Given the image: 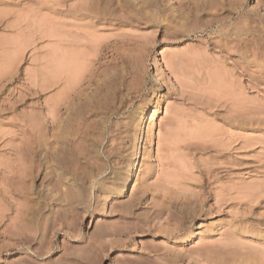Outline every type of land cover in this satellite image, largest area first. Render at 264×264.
<instances>
[{
	"label": "rangeland",
	"instance_id": "obj_1",
	"mask_svg": "<svg viewBox=\"0 0 264 264\" xmlns=\"http://www.w3.org/2000/svg\"><path fill=\"white\" fill-rule=\"evenodd\" d=\"M0 71V264H264V0H0Z\"/></svg>",
	"mask_w": 264,
	"mask_h": 264
},
{
	"label": "bare ground",
	"instance_id": "obj_2",
	"mask_svg": "<svg viewBox=\"0 0 264 264\" xmlns=\"http://www.w3.org/2000/svg\"><path fill=\"white\" fill-rule=\"evenodd\" d=\"M96 1H97V0H96ZM101 8H102V7H101ZM98 9H99V8H98ZM105 9H106V8H105ZM75 10H77V9H75ZM78 10H79V9H78ZM80 10H81V11H80ZM80 10H79V12H76V13H79L80 16H81V15L86 16V15H88L89 13H94V14L97 15L96 12L99 11V10L97 11L96 9H94V7L90 6L89 4H88V5L86 4V6L83 7L82 9L80 8ZM95 10H96V11H95ZM101 11H102V10H101ZM80 12H81V13H80ZM104 12H106V10H105ZM100 13H102V12H100ZM94 17H95V16H94ZM62 29H63V28H62ZM59 30H60V29H59ZM57 32L59 33V35H58L59 38H58V39H59V44H60V43L63 42L64 39H65V38L63 39V34H64V32H67V31L65 30L63 33H62V32H59V31H57ZM68 32H69V31H68ZM58 33H55L53 36H55V35L58 34ZM68 34H69V33H68ZM74 34H77V33H74ZM69 35H71V34H69ZM69 35H67V36H69ZM81 35H82V34H79V36H81ZM84 35H85V34H84ZM71 36H72V35H71ZM74 36H75V35H74ZM74 36H73V37H74ZM55 37H56V36H55ZM55 37H54V38H55ZM64 37H66V36H64ZM81 37H82V36H81ZM66 38H67V37H66ZM69 38H70V37H68L67 39H69ZM84 38H85V37L83 36V39H84ZM78 39H79V38H78ZM70 42H71V41H70ZM72 42H73V41H72ZM80 42H81V39H80ZM82 42H83V40H82ZM63 43H64V42H63ZM76 43H77V42H76ZM91 43H92V42H90V44H91ZM78 44H79V43H78ZM81 44H82V43H81ZM85 44H87V42H86ZM96 44H98V43H96ZM96 44H95V46H96ZM99 44H100V43H99ZM61 45H62V44H60V47H61ZM87 45H88V44H87ZM87 45H86V46H87ZM92 45H93V44H92ZM72 46H73V45H72ZM72 46H71V47H72ZM76 46L78 47V45H76ZM98 46H99V45H98ZM58 47H59V46H58ZM60 47H59V49H60ZM77 47H76V48H77ZM83 47H84V42H83ZM61 48H62V47H61ZM63 48H64V47H63ZM65 48H66V47H65ZM65 48H64L63 50H65ZM86 48H87V47H86ZM94 48H95V47H94ZM67 49H68V48H67ZM71 49H72V48H71ZM84 49H85V48H84ZM91 49H92V48H91ZM96 49H97V46H96ZM96 49H94L95 52H96ZM57 50H58V49H57ZM75 50H76V49H75ZM75 50H74V51H75ZM68 51H69V49H68ZM71 51H72V50H71ZM78 51H79V50H78ZM65 53H66V52H65ZM83 53H84V52H83ZM92 53H93V52H92ZM71 54H72V53L68 54V56L71 55ZM77 54H79V52H78ZM86 54H87V53H86ZM86 54H85V55H86ZM93 54H94V53H93ZM99 54H100V53H99ZM56 55H57V54H56ZM56 55H55V57H56ZM81 55H82V54H81ZM88 55H89V54H88ZM88 55H86V57H88ZM90 55H91V53H90ZM90 55H89V57H90ZM83 56H84V55H83ZM93 56H94V55H93ZM93 56H92V57H93ZM74 57H76V56H74ZM80 57L83 58L82 56H80ZM94 57H95V56H94ZM64 58H65V56L62 55V54H60V55L57 56L58 63H59V64H58V67H57V72H58V75H57V76H58V79H57V80H58V82L61 81L60 77L62 78V77H64V76H65V77L67 76L66 73H68V75L70 76L71 72H74V71H71V70H74V68H75V64H74L71 60H68L70 57H67V56H66V58H67V59L65 58V59H66V62H65V59H64ZM78 58H79V55H78ZM78 58H77V59H78ZM57 59H56V60H57ZM88 59H89V58H88ZM63 60H64V61H63ZM67 60H68V61H67ZM73 60H74V58H73ZM75 60H76V59H75ZM78 60L80 61V58H79ZM81 60H82V59H81ZM83 60H84V59H83ZM103 60H105V59H103ZM90 61H91V60H90ZM64 62H65L66 64H64ZM67 62H68V63L71 62V64L73 63V64H74V68L72 67L73 69H71V65L68 66L69 64L67 65ZM76 62H77V61H76ZM83 62H84V61H82V64H83ZM93 62H94V61H93ZM80 63H81V61H80ZM90 63H91V62H90ZM73 64H72V66H73ZM84 64H85V63H84ZM64 65H67L68 68H67V67H64ZM79 65L82 66L81 64H79ZM77 66H78V65H77ZM86 66H88V65H86ZM55 68H56V67H55ZM85 68H86V67H85ZM88 68H89V67H88ZM75 69L78 71L77 67H76ZM7 70H8V69H7ZM7 70H5V71H7ZM76 70H75V71H76ZM79 70H81V68H80ZM82 70H83V69H82ZM70 71H71V72H70ZM77 71H76V72H77ZM0 72H2V71H0ZM79 72H80V71H79ZM4 73H5V72H2V73H0V74L2 75V74H4ZM69 73H70V74H69ZM77 73H78V72H77ZM84 73H85V72H84ZM84 73H83V74H84ZM47 74H48V73H47ZM56 74H57V73H56ZM64 74H66V75H64ZM72 74H73V73H72ZM81 74H82V73H81ZM63 75H64V76H63ZM75 75L77 76L78 74L75 73ZM81 76H82V75H81ZM53 77H54V76H53ZM55 77H56V75H55ZM55 77H54V78H55ZM78 77H79V75H78ZM56 78H57V77H56ZM62 79H63V81H64V78H62ZM69 79H70V78H69ZM71 79H72V78H71ZM48 80H49V79H48ZM51 80H52V79H51ZM54 80H55V79H54ZM79 80H80V79H79ZM44 81H45V80H44ZM49 81H50V80H49ZM49 81H47V82H49ZM47 82H46V83H47ZM69 82H70V81H69ZM69 82H67V83H69ZM50 83H51V82H50ZM53 84H54V83H53ZM70 84H71V82H70ZM47 85L50 86V84H47ZM61 85H62V84H61ZM73 85H75V83H74ZM73 85H72V87H73ZM52 86L54 87V85H52ZM63 86H64V85H63ZM68 86H69V85H68ZM55 87H56V86H55ZM74 87H75V86H74ZM46 88H47V87L44 85V89H45V90H46ZM58 88H59V87H58ZM63 88H64V87H63ZM65 88H66V87H65ZM69 88H70V87H69ZM66 89H67V88H66ZM66 89H64V90H66ZM61 90H63V89H61ZM70 90H72V88L69 89V91H70ZM43 91H44V90H43ZM62 92H63V91H62ZM71 93H72V92H71ZM59 94H60V93H59ZM66 94H67V93H66ZM66 94H65V97H66ZM69 94H70V93H69ZM62 96H64V94H62ZM60 98H61L62 100H63V99H64V100L66 99V98H62V97H60ZM60 98L58 97V99H60ZM64 100H63V102H64ZM60 102H61V100H60ZM55 106H57V105H55ZM58 106H60V105H58ZM58 106H57V108H58ZM54 110H56V108H55ZM58 110H59V108H58ZM56 111H57V110H56ZM145 131H146V126H144L143 124L140 125V126L138 127V131H137V149H138V150H139V148L141 147V143H142V140H143V137H144ZM31 146H32V145H31ZM31 146H30V147H31ZM36 146H37V145H36ZM38 146H39V145H38ZM31 148H33V147H31ZM29 149H30V148H29ZM33 150L35 151L34 148H33ZM138 150H136V152H135V154H134V157H133L132 161H136L137 159H139V158L141 157V155L139 154V151H138ZM30 151L33 153V151H32L31 149H30ZM28 152H29V151H28ZM31 152H30V153H31ZM33 154H34V153H33ZM33 154H32V155H33ZM32 155H31L30 157H32ZM36 155H37V154H36ZM33 158H34V157H33ZM33 158H32V159H33ZM19 160H20V162L23 161V160L21 161V159H19ZM19 160H18V161H19ZM27 160H28V159H27ZM13 161H15V160H13ZM18 161H15V162H18ZM28 161H30V160H28ZM32 161H33V160H32ZM18 163H19V162H18ZM33 163H34V162H33ZM35 163H36V162H35ZM35 163H34V164H35ZM39 163H40V162H39ZM15 164H17V163H14L13 165H15ZM19 165H21V163H20ZM19 165H17V166H19ZM15 166H16V165H15ZM17 166H16V167H17ZM10 167H11V165H10ZM10 167H9V168H10ZM16 167H15V168H16ZM29 167H30V166H29ZM34 167H35V166H34ZM19 168H20V166H19ZM21 168H22V165H21ZM23 168H24V167H23ZM5 169H6V168H5ZM12 169H13V167H12ZM24 169H26V168H24ZM24 169H23L22 172H20V171H19V173L16 172L17 174H15V172L13 171V170H15V169H13V170L10 172V174H11V173H12V175L14 174V175L12 176V179H14L15 176H16V178H18L17 180H19V181H18V182H19L18 184H21L22 187L24 186L23 184L25 183V180H26L27 178H33V175H32V174H34V173H33V171H34L33 169H34V168H33V169H30L29 172H28L27 170H24ZM10 170H11V169H10ZM10 170H9V171H10ZM16 170H19V169H16ZM28 170H29V169H28ZM35 170H36V169H35ZM9 171H8V172H9ZM26 171H27V172H26ZM8 174H9V173H8ZM10 176H11V175H10ZM9 178H11V177H9ZM129 178H130L129 175H127V174L124 175V177L122 178V182H120L121 188H120L117 192H115V194H114L115 197H121L122 195H124V193H125V189H126V185H127L128 181H129ZM12 179H11V180H12ZM17 180H16V181H17ZM9 182H10V181H9ZM11 182H12V181H11ZM13 182H15V180H13ZM12 184H13V183H12ZM14 184H16V182H15ZM14 184H13V185H14ZM18 184H17V185H18ZM13 185H12V186H13ZM21 185H20V186H21ZM4 187H5V186H4ZM4 187H3V188H4ZM23 188L26 189V187H23ZM21 189H22V188H21ZM21 189H20V190H21ZM30 189H31V187H30ZM20 190H19L18 192H22V190H21V191H20ZM26 190H27V189H26ZM24 191H25V190L23 189V192H24ZM21 194H22V193H21ZM24 194H25V193H24ZM164 195H165V194H164ZM166 200H167V199H166ZM171 204H172V203H171ZM171 204H170V205H171ZM184 204H185V203H184ZM168 206H169V205H168ZM183 207H184V206H183ZM161 208H162L163 210H162V209H156V210H157L156 212H157L158 214L163 213L162 211H164V208H166L165 210H168V211H169V209H170L169 207H166L165 205H163ZM40 209H41V208H40ZM40 209H39V210H40ZM23 212H24V211H23ZM24 213H26V212H24ZM27 214H28V213H27ZM27 214H26V215H27ZM37 214H38V212H37ZM37 214H36V215H37ZM0 216H1V215H0ZM32 216H33V215H32ZM33 217H34V216H33ZM33 217H32V219H33ZM44 221H45V220H44ZM192 233H193V232H189V233H188V237H186L185 240H188V239L192 236ZM184 237H185V236H184ZM180 242H181L180 239H178V240H174V243H180ZM68 254H69V253H68ZM68 254H67V255H68ZM65 255H66V254H65ZM70 255H71V254H69L68 256H70ZM65 257H66V256H65ZM65 257H64V258H65ZM76 258H77V257H76ZM68 260H69V259H68ZM83 260H84V259H83ZM60 261H61V260H60ZM71 261H72V260H71ZM72 262H73V261H72ZM78 262H79V261H78ZM68 263H69V262H68ZM68 263H67V264H68ZM78 264H79V263H78Z\"/></svg>",
	"mask_w": 264,
	"mask_h": 264
}]
</instances>
